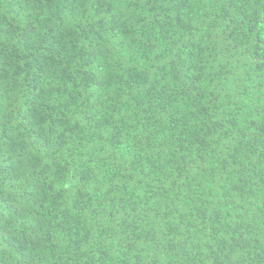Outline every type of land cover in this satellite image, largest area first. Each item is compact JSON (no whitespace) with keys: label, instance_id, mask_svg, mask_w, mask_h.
Listing matches in <instances>:
<instances>
[{"label":"trees","instance_id":"obj_1","mask_svg":"<svg viewBox=\"0 0 264 264\" xmlns=\"http://www.w3.org/2000/svg\"><path fill=\"white\" fill-rule=\"evenodd\" d=\"M0 264H264V0H0Z\"/></svg>","mask_w":264,"mask_h":264}]
</instances>
